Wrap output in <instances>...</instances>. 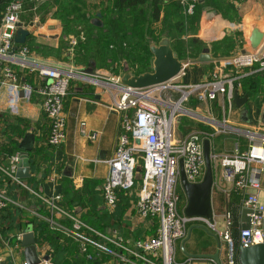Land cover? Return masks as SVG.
<instances>
[{
	"label": "built area",
	"instance_id": "2783aa9c",
	"mask_svg": "<svg viewBox=\"0 0 264 264\" xmlns=\"http://www.w3.org/2000/svg\"><path fill=\"white\" fill-rule=\"evenodd\" d=\"M43 1L13 0L6 6L0 22V63L4 66L0 84L6 81L10 85L6 103L8 114L19 109L21 94L28 97L37 94L41 98V109L49 122L47 143L58 147L65 141L63 100L70 80L76 73L75 68L67 63L41 61L27 46L15 45L13 42L16 25L21 24L20 16L25 5L36 11ZM187 1L179 0L185 6V14L192 15L193 5ZM84 41L82 33L70 36L66 40L65 56L69 60L75 59ZM14 46L17 48L11 54ZM237 46L230 56L213 62L212 73L202 83L184 86L172 80L145 89H130L122 87L119 78L114 80V87L120 96L113 102L112 110L121 113L122 118L113 156L107 160L108 172L102 186L103 197L106 204L113 207L117 201V191H129L138 182L137 213L141 218L155 219L157 223L153 235L135 242L138 253L128 249L138 261H125L127 264H194L200 261L188 257L178 262L175 258V244L186 236L189 224L198 221L207 223L201 217H187L181 210L183 195L179 189L180 163L189 182L201 181L204 170L202 142L220 133L234 135L236 141L233 150L227 153L215 152L211 147L213 168H219L220 176L229 184L230 190L243 196V205L253 210L247 214L250 218L249 228L239 231V243L247 247L264 242V203L259 200V192L264 191V130L261 127L242 128L230 121L234 110L233 92L237 91L240 97L243 96L241 81L256 72L264 71V47L257 53H249L242 52L240 41ZM181 65L178 76L184 75L190 62ZM12 67L19 68L24 74L17 73ZM26 75L32 81L25 80ZM192 96H195L198 103L217 102L220 120L199 116L185 109L184 104ZM183 116L210 125L213 131L198 128L177 137L175 125L177 119ZM80 131L85 133L84 122L80 123ZM97 136V132L87 135L90 140H95ZM19 158L20 151H16L8 156V165L0 164V172L13 181H19L15 178ZM36 195L46 205L48 215L43 219L49 226L77 238L81 252L87 260H92L93 254L88 251L89 238L86 233H100L64 209L59 204V195ZM8 203L13 201L4 190H0V217ZM58 216L66 218L69 226L59 225ZM224 220L226 227L231 224L227 211ZM210 227L214 230V224ZM223 236L229 250L226 264H238L234 258L231 238L227 232ZM20 237L21 234H18L17 238ZM46 263L53 264L49 260Z\"/></svg>",
	"mask_w": 264,
	"mask_h": 264
},
{
	"label": "crops",
	"instance_id": "0c3cea01",
	"mask_svg": "<svg viewBox=\"0 0 264 264\" xmlns=\"http://www.w3.org/2000/svg\"><path fill=\"white\" fill-rule=\"evenodd\" d=\"M170 1L173 0H163V3ZM219 1L220 7L226 9L227 3L234 9L233 15L229 16H232V19L228 20L226 15L222 17L221 14L219 16L210 14L203 25L199 24L194 38L203 45V48L196 58L180 54L181 52L176 51L171 43L181 64L186 61L190 62V65L185 69V73L186 70L188 73L176 77L173 83L186 86L208 80L214 69V61L226 57V55L230 56L237 49L239 41L244 48L246 44L245 23L257 25L260 23V18L264 17V0ZM42 6L36 11H32L26 4L24 12L20 16V23L29 32L25 44L31 47L32 54L37 59L45 60L48 63H67L75 69L95 70L97 75L75 73L70 80L67 94L63 100L65 141L58 147L46 143L49 122L42 112L41 98L37 94L29 97L21 94L22 101L19 104V109L8 114L6 103L10 95V85L6 81L3 82L0 84V114L9 115L11 119L18 118L27 123L25 134L30 133L33 136V149L36 150L32 151V155L29 156L30 177L41 180L38 184V194L45 197L59 195V204L81 219L96 215L99 227L92 229L106 238L100 234L86 233L89 238L88 251L93 254V259L87 260L85 254L78 248L80 247L79 240L74 236L50 226L49 229L52 232H49L47 237L40 234L38 221L43 220L40 210H46V205L43 202L37 203L39 198L36 194L28 198L20 197V202L12 204L20 210L16 223L25 226L19 233L16 226L10 224L8 225L10 228H6L4 224L2 227L0 226V231L3 228L8 237L3 238L0 233V264H26L21 237L18 239L15 235L22 234L28 224L32 225L37 253L40 257L48 256L51 263L55 257H58V264H127L125 261H138V258L133 256L128 249L138 253L135 242L153 235L156 228L151 219L141 218L137 213L138 184L129 191H118L117 201L113 207L106 204L102 193L103 182L108 172L107 160L113 156L122 118L121 113L112 110L113 102L120 96L119 91L114 87L116 78H113L110 72L103 67L101 55L94 49L92 55L87 53V50L80 52L78 50L75 59L69 60L64 53L67 44L65 38L60 39L61 24L52 15L56 10L54 8L43 12V10L41 11ZM162 17L163 15H160V19ZM234 37L237 38V41L231 50H227L224 54L214 51L215 45L213 44L223 38L233 40ZM33 44L34 46H32ZM45 48L52 49L54 55L45 54ZM205 48L209 50L212 61L196 62L195 60ZM14 70L21 75L24 74L19 68L14 67ZM129 71L132 74L137 73L136 69ZM148 71L151 70L145 72ZM184 108L215 121H219L221 118L217 102L198 103L195 96L189 98V101L184 104ZM242 110L247 112V122H243L241 119ZM230 119L231 122L242 128L261 127L264 130V97L263 99H249L248 97L242 109H236L234 106ZM81 122L85 123V133L80 131ZM198 128L213 131L210 125L199 123L186 116L179 117L175 125V135L181 137ZM92 132L98 134L95 140H90L87 137ZM23 137L17 139L18 143ZM2 141L0 137V143ZM235 141L234 135L220 133L215 134L210 143H212L211 147L215 152L227 153L233 150ZM0 164L8 165V154L0 152ZM214 177L215 183L211 196L213 214L215 218H223L225 228L216 230V221H214V231L221 236L222 247L219 260L221 264H226L229 250L223 233L227 232L230 238L234 234L230 225L226 227L224 220L227 204L230 200L239 204L238 225L241 209L245 206L243 205V196H238L230 190L229 184L221 178L219 168L214 170ZM25 180L18 182H25ZM3 182L2 186L4 187L6 182L5 180ZM3 187L0 190H3ZM179 189L183 195L181 203L183 212L186 199L180 181ZM259 200L264 203V191L259 192ZM57 221L59 225L69 226L68 220L64 217L58 216ZM198 224L205 223L203 221L191 222L187 228L186 236L177 240L175 258L178 262H183L188 257L197 258L198 255L215 253L214 240L202 229L194 228V225ZM198 259L200 261H196L194 264L209 263L208 259ZM43 264H47L46 261H43Z\"/></svg>",
	"mask_w": 264,
	"mask_h": 264
},
{
	"label": "trees",
	"instance_id": "16d2710c",
	"mask_svg": "<svg viewBox=\"0 0 264 264\" xmlns=\"http://www.w3.org/2000/svg\"><path fill=\"white\" fill-rule=\"evenodd\" d=\"M11 1L13 0H0V22L6 6ZM188 1L194 2V0ZM103 2L108 3L107 7L105 9H101L100 11L101 16L105 18V21L102 23L101 28H97L93 25L91 27L99 33V37H96L94 40L93 49L100 54L102 45H106L111 47L113 55L126 53L125 56H128L127 58H134L139 62V66L135 67L137 70L136 74L147 71L150 62L149 59L152 57L149 47H146L147 38L152 37L153 41L158 42L162 37L165 36L162 35V33L164 34V32H162L163 30L156 34L152 28H150L151 35H149V31L146 30L147 25L151 27L152 24L162 23L164 26H166V36L170 39L172 38V33H177V35L180 37H178V39H180L181 43H177L178 46L173 47H175V50L181 52L180 54L184 56L189 55L191 58H196L201 48H203V45H201V43L198 42L196 38H194L195 32L198 28V14H195L194 12L192 15H186L184 8L177 2V0L170 1L169 3H163V0H103ZM82 5L83 3L81 0H62L61 8L57 9L53 17L60 22L64 35H68L70 33H75V35H78L82 33L80 30L73 29L75 26L85 20V18H81L78 15L80 9L77 7H81ZM69 8L74 10H69ZM160 15H163L161 19ZM132 38L133 40L136 39L135 44L128 41L125 43L124 40H130ZM183 39H186V41ZM116 40H118V46L114 45L117 43ZM222 40L223 42H217L213 45H215V52L224 54L223 49H225V51L231 50L232 47L235 46L237 38L234 37L233 40L231 38H223ZM130 44L133 46H129ZM24 45L31 49V47L28 45ZM86 45V43H82L79 46V52L81 50L86 51ZM3 67V64L0 63V82L3 80ZM24 79L30 81V77L27 75L24 76ZM241 83L243 93L244 95H247L249 99H263L264 71L256 72L245 77ZM27 127V123H25L23 120L18 118L11 119L9 115L0 114V137L3 140L0 143V152L2 154H8L9 156L16 151H20L17 139L25 135V130ZM47 145L49 144L47 143ZM32 151L34 152L36 150L32 149ZM32 151L29 152V156L32 155ZM140 172L141 170L139 169V173ZM4 180L6 185L3 187L2 185ZM40 181L41 180L31 177L27 178L25 182H18L15 180L13 181L0 172V188L3 187L5 194L13 202H20L22 197L28 198L33 196L34 193H39L38 184ZM137 183L138 182H135L133 187H135ZM37 203L40 204L42 201L39 199ZM19 211L20 210L17 207L15 208L14 204L8 203L1 211L0 226L2 227L3 224L6 228H10L8 226L9 224L16 226L19 233V231L25 226L23 224L16 223V220L20 214ZM40 212L43 217L48 215L47 209L44 211L40 210ZM227 212L230 214V227L234 230L231 240L233 243L234 258L237 261L236 250L239 246V232L237 231L239 204L233 200H230L227 204ZM96 217V215L92 217L86 216L83 217L82 221L91 228L97 229L99 227V223L96 220ZM152 221L156 227L157 223L155 219H152ZM38 223L39 233H42L43 236L47 237V234L52 232L49 229V223L44 219L39 220ZM0 233L3 238H8L7 233L4 232L3 228L1 229ZM39 242H41V239H39ZM57 262L58 257H55L53 263L58 264Z\"/></svg>",
	"mask_w": 264,
	"mask_h": 264
},
{
	"label": "water",
	"instance_id": "95a60500",
	"mask_svg": "<svg viewBox=\"0 0 264 264\" xmlns=\"http://www.w3.org/2000/svg\"><path fill=\"white\" fill-rule=\"evenodd\" d=\"M198 1V0H196ZM101 14H96V19L92 24L101 28ZM29 32L22 28L21 24L16 25L13 42L15 45H24ZM245 46L242 52L257 53L264 47V17L260 18V23L254 25L245 23ZM17 46L12 48L11 54L16 50ZM152 55L151 71L140 74H132L126 71L119 78V84L122 87L130 89H145L157 85H162L174 80L181 72L182 65L177 53L171 47V42L168 37L161 38L157 44L149 46ZM196 62H211L209 50L203 49L202 53L195 60ZM76 73L96 76L95 70L75 69ZM247 95L240 97L237 91L233 92V104L236 109H242L247 102ZM243 122H247V112L242 110ZM33 136L30 133L24 135L19 143L20 158L17 162L15 178L25 180L30 177V159L29 152L33 149ZM202 150L204 156V171L201 181L191 183L186 179L182 163H180L179 181L185 195L186 203L183 207V214L187 217H201L207 221L205 224L194 225V228L205 231L215 242L216 251L213 254L198 255L197 258L208 259V264H221L219 254L222 247L221 236H219L210 225L214 224V214L212 209V188L215 183L213 164L211 160V143L205 138L202 142ZM253 212L251 208L244 207L241 209L240 223L238 229L244 230L249 228L248 213ZM256 214L259 212L254 211ZM210 224V225H209ZM262 227L264 229V220ZM192 227L189 229V233ZM238 231V232H239ZM21 244L26 264H43V261L48 260V256L40 257L36 250V239L32 231V225L28 224L21 234ZM203 244V243H202ZM233 249V243H232ZM201 256V257H199ZM236 258L238 264H264V242L253 244L247 247L239 244L236 250Z\"/></svg>",
	"mask_w": 264,
	"mask_h": 264
},
{
	"label": "rangeland",
	"instance_id": "374dc122",
	"mask_svg": "<svg viewBox=\"0 0 264 264\" xmlns=\"http://www.w3.org/2000/svg\"><path fill=\"white\" fill-rule=\"evenodd\" d=\"M83 5L80 7H77L78 9H80L78 15L82 18H85V20L81 23H79L77 26H75L73 29L75 30H80V32H82V35L84 36L85 38V41L83 42L86 43V50H87V53H91V55L93 54V43H94V40L96 39V37H99V33L98 31L94 30L92 27V22L93 20L96 19V14L97 13H100L101 9H105L107 7V4L108 3H104L103 0H81ZM222 1V0H221ZM177 2L184 8V12H185V6H183L179 0H177ZM195 2V3H194ZM194 2H189L187 1L188 4H192L193 5V13L195 12V14H198V27H199V24L200 25H203L204 22L208 19L209 15L212 14V15H217L219 16L220 14L222 15H226V17L229 19H232V16L229 17L230 15H233V11L234 9L228 5H227V8L224 9L222 7L219 6V0H198ZM203 2V3H201ZM224 3V2H223ZM205 4V5H203ZM43 5V6H42ZM42 8H41V11L43 10V12H45V10H50V9H54L57 11V9L61 8L62 6V0H44L41 4ZM40 6V7H41ZM69 10H74V9H70ZM209 10H210V13H209ZM53 12L52 15L55 14V12ZM41 13V12H40ZM101 23H104L105 21V18H103L101 16L100 19ZM60 23V22H59ZM94 26V25H93ZM149 31V35H151V32H150V28H152V30L158 34L159 32H164V34L162 33V35H165L164 37H166V26H164L162 23H156V24H152L151 27H149L147 25L146 27ZM190 29V28H189ZM79 32V33H80ZM106 33V32H105ZM75 33H70L68 35H64L63 34V29H62V33L60 35V39H63L65 38V41L70 37V36H74ZM87 36V37H86ZM171 43L173 46H178L177 43H181L180 42V39H178V35L177 33H172L171 35ZM180 38V37H179ZM187 39V38H186ZM186 39L184 41H186ZM181 40V41H183ZM125 43L128 42H132V43H136V39L133 40L132 39H127V40H124ZM116 44H114L115 46L117 45L118 46V40H116ZM219 42H223V40H219ZM158 42L156 41H153L152 40V37H148L147 38V41H146V47H149L150 45H154V44H157ZM112 45V44H111ZM34 46V44L32 45ZM37 46H40L37 44ZM129 46H133L132 44H130ZM36 51H38V49H35ZM46 52H44L45 54H48V56H51V55H54V51L52 49H48V48H45ZM224 52L225 49H223ZM112 49L111 47H108L106 45H102V49H101V52H100V55H101V60H102V65L103 67H105V69L107 71L110 72V75L113 77V78H120L124 72L126 71H129L130 69H135L136 66H139V62L137 60H135L134 58L131 59V58H127L128 56H125L126 53H121V54H118V55H113L112 53ZM145 55V54H144ZM150 62H149V66L147 68V70H151L152 67H151V61H152V58L149 59ZM188 73V70H186V73ZM248 108V105L246 106ZM250 113V112H249ZM139 176L137 175V178ZM214 221H216L215 223V229L216 230H224V221H223V218H215L214 217Z\"/></svg>",
	"mask_w": 264,
	"mask_h": 264
}]
</instances>
